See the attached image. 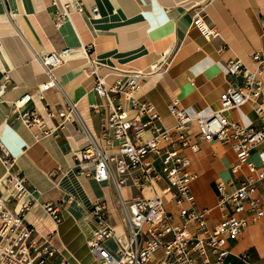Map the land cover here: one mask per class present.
Returning a JSON list of instances; mask_svg holds the SVG:
<instances>
[{
    "label": "crops",
    "instance_id": "crops-1",
    "mask_svg": "<svg viewBox=\"0 0 264 264\" xmlns=\"http://www.w3.org/2000/svg\"><path fill=\"white\" fill-rule=\"evenodd\" d=\"M85 10L73 11L61 27L53 23L55 6L49 0H0V86L3 74L9 80L0 95V143L14 158V169L28 181V191L22 200L32 206L27 222L38 240L48 236L57 250L55 261L66 264H95L87 240L95 227L90 214L92 204L105 200L108 218L121 239L126 226L119 197L129 204L134 197L150 196L149 189L141 190L134 182L138 169L126 174L119 194L111 181L97 182L93 164L77 163L74 152L87 148L91 139L110 153L117 152L118 142L102 128L106 113H95L92 105L104 100L93 91L94 75L87 69L93 61L98 74L111 85L117 75L126 71L151 73L142 80L135 97L154 104L160 116L159 124L172 129L175 123L167 105L177 99L192 115L209 113L220 105V97L231 83L241 84L242 75L228 77L226 63L240 59L249 69L254 64L251 55L264 57V0H82ZM57 4V3H56ZM59 7V4L57 5ZM92 7L97 8L94 14ZM201 13L202 20L215 28L216 35L206 38L193 25ZM72 47L74 52L55 69L64 95L76 102L78 117L65 121L56 135H43L41 130L26 127L12 112V102L25 92L31 101L22 110H36L45 127L55 128L60 118L57 110L65 106L64 95L55 88L38 96V87L45 75L36 54ZM83 48H86V52ZM157 64V70L152 66ZM259 102L264 106L263 90ZM128 106V104H126ZM47 110L53 112L48 116ZM229 121L242 126L260 127L264 116L257 113L248 101L226 112ZM151 133L147 131L145 137ZM189 138L196 149H182L189 169L196 175L190 184L195 206L206 212V224L215 225L230 206H217V183L223 182L227 192L234 191L250 175L247 167L233 173L231 166L236 154L218 139L201 138L196 121H192ZM151 160L160 173V161ZM249 160L259 165L257 151ZM5 167L0 154V179ZM165 181L158 179V190ZM256 193L264 210V180L256 184ZM6 191L0 183V196ZM57 208V219L44 204ZM166 209L175 223H183L172 202ZM244 216L251 219V210ZM191 232L193 224L188 225ZM115 252L114 239L104 243ZM227 264H264V215L250 220L237 240L228 241ZM248 253V260L243 255ZM158 250L145 264H156L162 257Z\"/></svg>",
    "mask_w": 264,
    "mask_h": 264
},
{
    "label": "built area",
    "instance_id": "built-area-1",
    "mask_svg": "<svg viewBox=\"0 0 264 264\" xmlns=\"http://www.w3.org/2000/svg\"><path fill=\"white\" fill-rule=\"evenodd\" d=\"M49 2L56 7L52 17L57 28L69 19L71 12L85 10L82 0ZM91 11L95 14L97 8L92 7ZM193 25L206 38L216 35L215 28L202 20L201 13L196 15ZM83 49L86 52V48ZM74 50L64 47L35 55L45 75V81L38 87L40 99H43V92L52 88L64 95L55 69ZM251 60L253 69L246 67L240 59L226 63V75H242L243 82L229 85L220 97L219 108L192 116L177 99L170 101L167 109L175 120L172 129L159 124L160 116L153 103L135 97L142 80L151 73L126 71L107 85L105 78L98 74L96 63L91 61L87 65L86 69L94 75L93 91L104 100L103 104L95 103L91 108L95 113L106 111L102 117V128L118 145L117 152L110 153L91 139L87 148L74 152L75 161L93 164V178L97 182L111 181L118 194L119 187L126 181V174L138 169L134 182L141 190L149 189L151 192L150 196L134 197L129 204L119 197L126 226L123 239L115 233L109 221L107 202L97 200L92 204L90 214L96 224L87 246L95 264H145L158 250L163 255L156 264H227L224 258L229 253L228 241L237 240L250 220L257 221L264 215L256 193L257 182L264 180V123L260 127L242 126L229 121L225 115L250 101L257 113L264 116V106L259 102L263 90L264 57L254 52ZM155 70L157 64L152 66V71ZM8 80L9 75L4 72L0 95ZM64 97L65 106L56 113L60 122L53 129L45 127L44 119L36 110H22L31 101L30 92L23 93L12 102V112L26 127L41 130L43 135H56L65 121L78 117L76 102ZM47 114L54 115L51 110H47ZM194 120L203 140L218 139L235 152L236 161L231 166L233 173H238L244 166L250 173L232 192L226 191L223 182L217 183V206L220 209L230 206L231 211L212 227L206 224V212L195 206L190 184L196 175L189 169L188 160L181 152L186 147L193 150L197 147L189 138ZM147 131L151 133L148 138L145 137ZM254 150L257 151L259 165L249 160ZM0 154L5 167L0 183L4 184L6 191L5 197L0 196V264H66L65 259L55 261L57 250L50 237L38 240L33 236L35 230L26 220L32 204L22 200L28 191V181L14 169V158L1 143ZM150 155L159 159L160 173L147 159ZM158 179H163L165 185L157 190L154 183ZM166 202L174 204L183 223L173 221ZM44 207L54 219L58 218V210L51 203L44 204ZM247 209L252 212L251 219L244 216ZM189 224L194 225V232L189 231ZM108 239L115 241L113 253L104 245ZM243 257L248 260V253Z\"/></svg>",
    "mask_w": 264,
    "mask_h": 264
},
{
    "label": "bare ground",
    "instance_id": "bare-ground-1",
    "mask_svg": "<svg viewBox=\"0 0 264 264\" xmlns=\"http://www.w3.org/2000/svg\"><path fill=\"white\" fill-rule=\"evenodd\" d=\"M60 66V65H59Z\"/></svg>",
    "mask_w": 264,
    "mask_h": 264
}]
</instances>
